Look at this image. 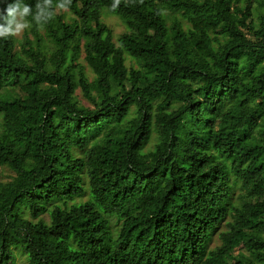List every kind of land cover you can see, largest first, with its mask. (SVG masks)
I'll return each mask as SVG.
<instances>
[{
    "label": "trees",
    "instance_id": "16d2710c",
    "mask_svg": "<svg viewBox=\"0 0 264 264\" xmlns=\"http://www.w3.org/2000/svg\"><path fill=\"white\" fill-rule=\"evenodd\" d=\"M58 3L0 38V264H264V0Z\"/></svg>",
    "mask_w": 264,
    "mask_h": 264
},
{
    "label": "clouds",
    "instance_id": "9594fccd",
    "mask_svg": "<svg viewBox=\"0 0 264 264\" xmlns=\"http://www.w3.org/2000/svg\"><path fill=\"white\" fill-rule=\"evenodd\" d=\"M119 3L120 0H114L113 9ZM70 4L71 0H59L57 7L67 10ZM51 6L52 0H42V3L36 4V12L33 14L31 6L23 3V0L7 3L5 7L0 8V38L19 36L24 30L29 29L32 26L27 19L29 16H32L37 24L47 23L53 16Z\"/></svg>",
    "mask_w": 264,
    "mask_h": 264
},
{
    "label": "rangeland",
    "instance_id": "374dc122",
    "mask_svg": "<svg viewBox=\"0 0 264 264\" xmlns=\"http://www.w3.org/2000/svg\"><path fill=\"white\" fill-rule=\"evenodd\" d=\"M101 19L108 27L111 28L114 38L125 30L124 24L121 22L118 16L114 14H110L107 13L105 10H102ZM19 37L20 35L14 36L16 41L19 39ZM129 61H130L129 58H126L127 64L129 63ZM86 72L88 76H91L92 72L89 70V68L86 69ZM76 93L79 96L80 100L85 103L86 101L80 95L79 89H76ZM12 174L13 172L10 169H8L6 166H0V181L8 180ZM42 216L46 219V214H43ZM218 243L219 240L217 239L216 234H214L210 246L216 245ZM13 264H26L24 255L21 253H15V260Z\"/></svg>",
    "mask_w": 264,
    "mask_h": 264
}]
</instances>
